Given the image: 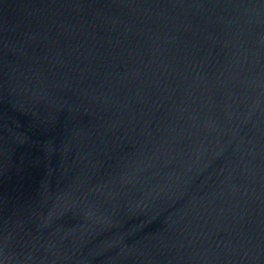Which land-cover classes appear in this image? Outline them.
<instances>
[{
    "label": "water",
    "instance_id": "water-1",
    "mask_svg": "<svg viewBox=\"0 0 264 264\" xmlns=\"http://www.w3.org/2000/svg\"><path fill=\"white\" fill-rule=\"evenodd\" d=\"M0 264H264V0H0Z\"/></svg>",
    "mask_w": 264,
    "mask_h": 264
}]
</instances>
